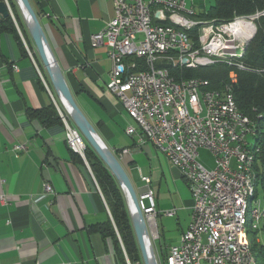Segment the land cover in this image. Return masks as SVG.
I'll return each mask as SVG.
<instances>
[{
    "label": "crops",
    "instance_id": "crops-1",
    "mask_svg": "<svg viewBox=\"0 0 264 264\" xmlns=\"http://www.w3.org/2000/svg\"><path fill=\"white\" fill-rule=\"evenodd\" d=\"M30 1L75 100L139 195L147 188L142 176L151 179L160 232L166 218L176 221L179 236L168 244L161 234L163 244L155 246L164 258L189 228L194 200L179 169L151 143L140 144V128L107 90L109 48L93 47L92 36L113 19V1ZM21 42L0 29V264H119L112 239L97 230L112 219L103 193L87 160L67 144L59 110L66 112L33 40L34 61ZM129 126L135 135L127 134Z\"/></svg>",
    "mask_w": 264,
    "mask_h": 264
},
{
    "label": "built area",
    "instance_id": "built-area-1",
    "mask_svg": "<svg viewBox=\"0 0 264 264\" xmlns=\"http://www.w3.org/2000/svg\"><path fill=\"white\" fill-rule=\"evenodd\" d=\"M5 1L15 21L10 3ZM112 1L113 19L92 36L93 47L109 48L112 70L107 90L117 97L140 128V144L151 143L179 169L194 200L192 222L183 233L181 243L169 247L164 258L158 257V263L248 264L242 254L237 227L242 201L240 168H244L242 157H247L251 134L249 119L237 116L238 107L229 87L216 92L207 90L205 81L178 82L173 78V71L198 68L202 61L230 62L210 57V49L220 52L225 46L217 41V34H226L228 39L238 38L234 58L242 55L243 48L255 35V22L261 13L219 24L199 19L194 0ZM194 25H201V32L195 33ZM21 37L24 41L22 34ZM167 62H175V69L167 70ZM232 80H236L234 74ZM59 112L69 148L86 160L84 137L69 116ZM126 132L133 136L137 130L129 126ZM201 150L209 151L215 158L213 170L200 162ZM142 181L147 188L138 196L140 208L155 244L159 238L156 196L150 187L151 179L142 176ZM44 188L45 192L52 193L49 185ZM165 214L173 216L176 211ZM259 216H262V207L258 211V230L263 227ZM126 259L130 264L127 256Z\"/></svg>",
    "mask_w": 264,
    "mask_h": 264
},
{
    "label": "trees",
    "instance_id": "trees-1",
    "mask_svg": "<svg viewBox=\"0 0 264 264\" xmlns=\"http://www.w3.org/2000/svg\"><path fill=\"white\" fill-rule=\"evenodd\" d=\"M2 1L0 0V3ZM8 1L14 10L17 24L27 46L31 49V38L19 7L15 0ZM34 9L40 17V12L35 7ZM257 13H261V16L255 22V35L242 55L229 59L230 62H216L205 68L170 69L174 70L173 78L178 82L205 81L208 83L207 90L216 92H222L227 87L231 89L240 113L249 119L255 132L254 141L259 149L257 162L261 161V166L255 168V198H261L264 204V0H215L208 13L197 15V17L203 20H213L220 24L230 22L235 17L252 16ZM0 29L8 30L20 42L22 41L17 25L11 16L3 19L0 17ZM194 32L201 31L194 29ZM23 48L27 53L24 46ZM232 74L236 77L235 81L232 80ZM49 82L48 85L51 86ZM85 157L103 193L112 218L103 226H99L98 232L103 238L112 239L119 264H128L126 256L130 264H141L143 260L140 248L122 189L109 169L88 145ZM262 224L263 227L254 232L255 238L251 242V250L258 264H264V241L260 240V237L264 238V222Z\"/></svg>",
    "mask_w": 264,
    "mask_h": 264
},
{
    "label": "water",
    "instance_id": "water-1",
    "mask_svg": "<svg viewBox=\"0 0 264 264\" xmlns=\"http://www.w3.org/2000/svg\"><path fill=\"white\" fill-rule=\"evenodd\" d=\"M15 2L23 15L42 65L55 93L65 109V112L71 119L72 124L80 131L87 145L94 150L115 177L125 195L143 264H159L144 214L140 208L139 194L127 174L125 167L114 152L101 140L94 126L75 100L74 94L56 60L55 53L49 43L41 19L35 11L31 1L15 0ZM9 16L12 17L11 11L4 0L0 3V17L7 18ZM249 43L250 41L247 42L242 53L246 51ZM184 63L186 64L187 61L185 60Z\"/></svg>",
    "mask_w": 264,
    "mask_h": 264
},
{
    "label": "bare ground",
    "instance_id": "bare-ground-1",
    "mask_svg": "<svg viewBox=\"0 0 264 264\" xmlns=\"http://www.w3.org/2000/svg\"><path fill=\"white\" fill-rule=\"evenodd\" d=\"M194 29L201 31V25H194ZM217 41L225 43V46L218 52V49H210V57H216V60H229L234 58L238 51V38L228 39L226 34H217ZM215 61H202L198 63V68H205L214 65ZM175 68V62H167V70ZM237 116L243 117L239 109H237ZM249 139L247 141V157H242V167L240 168L241 185L239 188V196L242 198L240 201V219L238 221L237 235L242 246V254L247 257L248 264H258L253 251L251 250V241L249 239V221H248V205L250 199L257 203V208L252 211V228L253 231L257 229L258 211L262 207V216H259V224L264 222V204L258 197L255 198L256 183H255V168L258 159L259 149L255 141V132L252 125L249 123Z\"/></svg>",
    "mask_w": 264,
    "mask_h": 264
},
{
    "label": "rangeland",
    "instance_id": "rangeland-1",
    "mask_svg": "<svg viewBox=\"0 0 264 264\" xmlns=\"http://www.w3.org/2000/svg\"><path fill=\"white\" fill-rule=\"evenodd\" d=\"M214 3H215V0H194L193 1V6L195 8V11H196L197 15H202V14L208 13L210 11L211 7L214 5ZM12 12H13V15H14V18H15L14 10H12ZM20 14H22L21 11H20ZM22 17H23V15H22ZM23 20H24V18H23ZM15 22L17 24L16 18H15ZM17 26H18V24H17ZM18 28H19V26H18ZM18 32H19V30H18ZM27 32H28V34L30 36V33L28 31V28H27ZM18 34H19L20 38L22 39V37H21V34L23 36L22 31H21V34H20V32ZM23 38H24V36H23ZM30 38H31V36H30ZM22 41H23V39H22ZM24 41L26 42L25 38H24ZM37 56H38V54H37ZM251 141L253 142L254 141V138L251 139ZM200 155H201L200 162L207 169L213 170L215 168V158L213 157V155L209 151H206V150H201ZM260 166H261V161H258L256 167H260ZM255 208H257V203L254 200L250 199L249 205H248V210H249V212H248V221H249L248 227H249V232H250L249 233V239H250L251 242H253L254 241V238H255L254 232L255 231L257 232V230L253 231V228H252L253 227L252 226V221H253L252 220L253 219V217H252V211ZM158 222L159 221L157 220V227H158V232H159V238L155 240V244L153 243L154 244V248H156L155 246H158L161 243L163 244V241H160L161 240V237H162L161 234L164 235V238L166 240V243H168V244L171 243L172 240H174L175 238H177L179 236V233H178V230L179 229H177V226H176L177 223H176L175 220H169L168 218H166V220L164 222H161L160 223L161 231H162V227H164V229H165V230L162 231V233L160 232V228H159ZM160 235H161V237H160ZM260 240L263 242L264 241V238L263 237H260ZM141 264H143V262Z\"/></svg>",
    "mask_w": 264,
    "mask_h": 264
}]
</instances>
